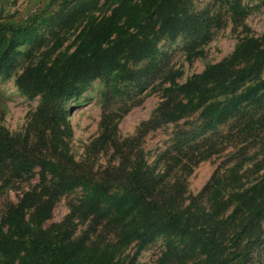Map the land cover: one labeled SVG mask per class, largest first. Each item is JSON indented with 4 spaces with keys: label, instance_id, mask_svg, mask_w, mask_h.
Here are the masks:
<instances>
[{
    "label": "trees",
    "instance_id": "1",
    "mask_svg": "<svg viewBox=\"0 0 264 264\" xmlns=\"http://www.w3.org/2000/svg\"><path fill=\"white\" fill-rule=\"evenodd\" d=\"M66 1H45L42 9L20 21L0 20V76L13 69L22 55L19 48L35 43L40 30L55 23L52 9ZM191 4L192 0H119L109 15L84 24L69 54L53 57L54 51L46 52L18 76L21 94L41 98L29 122L36 142L27 139L30 129L23 137H13L0 126V174L20 179L37 171L39 184L11 204L0 221L3 264H136L140 252L162 237L166 251L160 264H185L181 253L186 247L198 253L194 264H249L250 251L242 239L261 238L264 178L242 192H228L236 176L228 184L223 177L214 178L205 188L208 196L195 198L187 193L185 180L171 183L150 170L141 144L150 131L200 113V124L179 138L181 149L257 102L264 95V35L246 36L232 55L183 84L172 79L153 117L134 136L118 140L115 126L104 116L97 143L110 145L120 165L100 176L83 170L70 155L72 131L59 110L98 79L113 76L125 84L150 75L151 68L134 70L131 65L153 60L164 38L202 35L212 23L193 14ZM183 167L191 173V166ZM78 188L87 192L84 218L112 219L118 229L113 244H90L89 231L76 237L70 215L46 227L59 198ZM1 190L2 186L0 194ZM224 193L229 194L227 201ZM202 199L215 210L207 212ZM133 243L136 252L128 260L121 252Z\"/></svg>",
    "mask_w": 264,
    "mask_h": 264
},
{
    "label": "rangeland",
    "instance_id": "2",
    "mask_svg": "<svg viewBox=\"0 0 264 264\" xmlns=\"http://www.w3.org/2000/svg\"><path fill=\"white\" fill-rule=\"evenodd\" d=\"M45 1L51 3V0H0V20L25 19L42 9ZM118 4L119 0H67L55 5L52 9L57 13L55 23L42 28L35 43L19 48L22 55L13 69L8 75L0 76V126L13 137H23L30 129L27 139L32 144L36 142L29 122L40 106L41 98L21 94L16 79L29 62L38 61L46 52L54 51L53 57L69 54L84 24L91 18L109 15ZM190 11L210 19L212 26L200 36L191 32L181 34L175 40L164 38L153 60L131 65L134 70L151 68L150 75L141 81L125 84L115 81L113 76L98 79L85 86L81 95L60 105L59 110L65 114L72 131L68 138L70 155L86 172L97 177L116 170L120 165V157L110 145L97 143L104 116L112 127L115 126L118 140L134 136L140 125L153 117L163 101V90L171 86L172 79L176 84H183L202 73L207 66L232 55L246 36L259 38L264 35V0H192ZM199 114L178 123L162 125L146 134L141 149L150 170L165 175L171 183L185 180L187 193L195 198L208 196L205 188L214 178L223 177L228 184L231 177L236 176V183H230L228 192H242L264 178V95L215 131L180 149L179 138L183 132L188 134L200 124ZM184 165L191 166L190 174H186ZM38 184L37 171L33 177L20 179L0 174V221L11 204L18 203ZM113 191L117 192L116 189ZM86 196L87 192L82 188L62 195L46 227L65 221L70 215L76 237L89 231L90 244H113L118 229L110 223L112 219L98 222L94 217L84 218ZM228 196L224 193V201ZM202 202L207 212L215 210L214 205L203 199ZM233 208L230 207L225 215ZM242 246L249 248V264H264V219L260 240L242 239ZM136 248L133 243L121 253L129 260ZM165 251V239L158 238L140 252L136 264H160ZM192 251L190 247L183 249L181 254L186 257L185 264L198 261V253ZM0 264H3L1 256Z\"/></svg>",
    "mask_w": 264,
    "mask_h": 264
}]
</instances>
